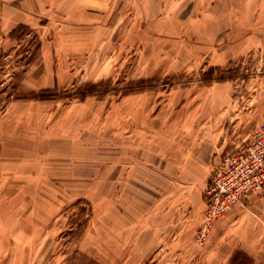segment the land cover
<instances>
[{"label":"rangeland","instance_id":"374dc122","mask_svg":"<svg viewBox=\"0 0 264 264\" xmlns=\"http://www.w3.org/2000/svg\"><path fill=\"white\" fill-rule=\"evenodd\" d=\"M1 6L0 264H264V186L208 193L264 122V0ZM138 126L155 141H127Z\"/></svg>","mask_w":264,"mask_h":264},{"label":"built area","instance_id":"2783aa9c","mask_svg":"<svg viewBox=\"0 0 264 264\" xmlns=\"http://www.w3.org/2000/svg\"><path fill=\"white\" fill-rule=\"evenodd\" d=\"M221 172L225 182L220 185L214 181L208 191L214 194V201H220V204L264 186V122L260 124L243 152L227 158V166ZM211 215H214L212 210L209 218Z\"/></svg>","mask_w":264,"mask_h":264},{"label":"crops","instance_id":"0c3cea01","mask_svg":"<svg viewBox=\"0 0 264 264\" xmlns=\"http://www.w3.org/2000/svg\"><path fill=\"white\" fill-rule=\"evenodd\" d=\"M2 6H1V0H0V29H1V25H2V22H8L10 21V23H13V19L11 21V18H1L2 17V12H1V9ZM2 20V21H1ZM9 24V22H8ZM11 25V24H10ZM214 97V95H213ZM214 99V98H213ZM214 102H212V105L210 106L209 105V109L207 110L206 112V116L203 117L202 119H200V121L198 123H195L196 121V117L193 116L188 120L190 124H188V129L185 130V135L186 137H188L190 139V144L191 145H196L198 144L199 146H202L204 144V146L208 145V135H207V132H208V129H209V122H212V121H215V122H218L219 118H218V115L221 111L219 107H214L216 104L219 105V103H221V105H223V102H224V97L223 95L220 93H217L216 94V98L215 100H213ZM214 108H213V107ZM211 107V108H210ZM211 118V120L209 119ZM197 124V125H196ZM213 125V124H212ZM216 130L217 131V135L220 133L219 130H218V127H216L215 129H213L212 131ZM157 132L155 131H146L144 129H141L139 128L138 126V129L136 130H133V131H128L127 132V138L128 139L127 141H129L130 139L131 140H135L136 143H139V141L141 139H146L147 141H155V137H156ZM216 134L213 135V137H215ZM152 144V143H151ZM0 146H1V140H0ZM1 150V149H0ZM153 166H149V168L151 170L155 169V166L156 164H152ZM183 165H187V167H185V171L188 170V168L191 166L192 167V171L195 173H201L199 176L201 178H205L206 177V173H207V168H208V159L207 157L205 156L204 160H200V161H197L195 158H190L189 161L185 162V164ZM138 167L141 168V165L138 164ZM126 178V179H125ZM140 174L139 173H131L129 169H127V172H126V175H123L122 173V187L125 185L123 183H125L126 181V186H127V192H129V187H130V183H134L135 180L137 182V187H139V182H140ZM0 183H1V172H0ZM132 186V185H131ZM132 188V193L135 192V190ZM250 204L254 207L256 206H260L262 209H264V199L263 200H257V199H254L253 197L250 198ZM264 222V219L262 220ZM257 242L259 243L258 244V247L260 246V248H264V238L263 239H258ZM255 256V255H254Z\"/></svg>","mask_w":264,"mask_h":264},{"label":"trees","instance_id":"16d2710c","mask_svg":"<svg viewBox=\"0 0 264 264\" xmlns=\"http://www.w3.org/2000/svg\"><path fill=\"white\" fill-rule=\"evenodd\" d=\"M23 28V25H19L18 27H16L14 30H12L11 34L14 35L19 29ZM217 68L211 67L208 69V71L206 72V74L209 76L207 78V80H211L212 79V72L214 70H216Z\"/></svg>","mask_w":264,"mask_h":264}]
</instances>
